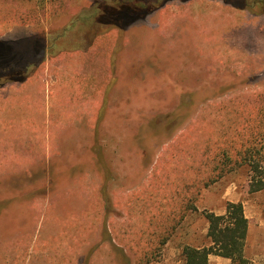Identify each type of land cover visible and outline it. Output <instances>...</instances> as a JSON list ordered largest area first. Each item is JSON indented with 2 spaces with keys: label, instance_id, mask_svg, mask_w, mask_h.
Returning <instances> with one entry per match:
<instances>
[{
  "label": "rangeland",
  "instance_id": "rangeland-1",
  "mask_svg": "<svg viewBox=\"0 0 264 264\" xmlns=\"http://www.w3.org/2000/svg\"><path fill=\"white\" fill-rule=\"evenodd\" d=\"M18 2L6 6L5 0H0L2 37H19L18 31L5 33L4 25L16 19L49 25L48 18L55 10L14 11L20 6ZM151 2L142 7L144 16L123 29L115 27L122 25V17L107 18L111 24L105 19L101 24L104 32L96 31L83 53L75 45L85 22L74 20L65 44H53L44 57L16 69V80L13 74L0 75V264H122V254L127 264H176L186 233L204 241L207 222L202 212L217 206L213 192L231 182L240 192L248 180L247 171L240 168L209 183L195 199V209L188 210L166 242L156 248L157 239L152 234L158 221L154 199H149L143 188L151 182L148 175L152 166L165 167L172 161L169 168L185 173L188 166H207L205 161L210 159L206 154H193L192 150L183 154L172 147L184 128L199 118L201 96L205 102H217L214 89L225 91L227 86L232 89L220 100H246V96L252 100L255 94H264V13L259 10L264 0ZM46 28L26 35L45 45L50 33L58 29ZM0 46L5 47L1 67L13 58V48L10 44ZM65 48L70 49L65 52ZM141 49L144 63L154 59L157 69L164 68L166 61L169 65L160 80L148 72L146 82H135L138 85L132 90L128 87L132 74L128 79V75H117V70L124 55V69L135 72L128 56ZM46 57L47 63H54V72L43 65ZM143 73L138 75L145 77ZM173 82L191 89L203 86L204 91H196L187 117L142 142V132H148L146 119L173 108V90L159 87H170ZM110 96L107 118L100 126V143L116 179L107 187L108 196L103 201L100 193L106 186L96 181L97 155L93 153L88 159L89 149L87 152L81 139H75L77 131L96 119L99 106ZM211 109L203 107V114ZM227 116L217 119L208 115L204 131L221 121L226 123ZM135 132L137 138L133 139ZM79 141L77 161L72 155L74 159L65 164L68 149L79 147ZM84 161L85 166H81ZM73 179L79 180L73 187H53L54 182L59 185ZM170 179L158 180L155 185L164 186ZM139 182L132 189V184ZM221 205L225 207V201ZM40 247L44 250L35 253Z\"/></svg>",
  "mask_w": 264,
  "mask_h": 264
},
{
  "label": "trees",
  "instance_id": "trees-1",
  "mask_svg": "<svg viewBox=\"0 0 264 264\" xmlns=\"http://www.w3.org/2000/svg\"><path fill=\"white\" fill-rule=\"evenodd\" d=\"M118 1L95 0L91 7L82 10L69 23L54 32L50 31L53 34L50 33V38L43 47L44 52L52 48L55 43L63 45L67 42V33L73 32L74 20L101 19L106 14L104 13L105 9L116 10ZM132 1L135 0H124L125 3H131ZM161 1L163 0L157 2ZM138 3H141V5L146 4L142 1ZM128 15L132 16L133 14L128 12ZM127 18L129 17L127 16ZM76 42L79 43L77 38ZM2 44H4L3 41H0V45ZM16 44L18 46L11 44L13 48L12 55L15 59L12 58L2 64L0 75L19 69L25 64L29 66L36 62L35 59L39 58L38 52L41 48L37 46V40L34 37L29 36ZM77 47L75 45V49ZM69 49L65 48L63 51ZM24 52L27 53L25 57ZM2 55H4L3 50L0 48V57H3ZM214 91L216 95L213 94V97L215 100H219L217 102H205L203 100V104L200 106L201 109L198 111L199 118L194 119L188 128H184L182 134L177 137L172 146L175 149H180L183 154H188L187 150H192L193 154L197 155L206 154L210 159L205 161L207 166H188L185 173L169 168L168 166H172V161H168V166H152L150 169L148 176L151 182L143 188V191L148 198L153 197L154 199L152 201L158 221L152 234L157 239L156 248L166 242L172 229L182 220L185 213L188 210L195 209V199L203 188L209 183L217 181L223 175L245 168L248 173V180L242 185L241 193H252L264 189V101L257 102L258 98L264 100L263 92L255 94V98L252 100L251 96H246L247 101L244 99L236 100V97L224 101L220 98L226 94L227 90L215 89ZM196 94V90L180 87L173 89V97L174 100L176 99L173 108L162 114V120L153 121L152 119L149 121L147 134H152L154 137L161 128H172L181 118L187 117ZM205 106H212V109L204 115L203 107ZM208 115L217 117V119H221L226 115L229 116H227L226 123L221 121L217 123L219 124L217 126H210L208 132H206L204 127ZM147 134L143 136L147 138ZM93 149L98 151L97 146ZM96 155L97 162H99L102 155L100 153ZM171 158L169 157V160ZM96 167L102 172L101 174L105 180L109 181L112 178L113 175L108 166ZM169 177H171L170 181L168 180L169 183H164V186L155 185L156 181H163L169 179ZM161 203H163L162 206ZM156 207L160 210L157 211ZM202 213L208 224L206 236L210 243L208 246L199 248L189 245L183 246L179 255L182 264H207L209 254L229 258L231 264H253L244 251L248 220L244 216L241 201H226L223 214H215L206 210H203ZM104 227L103 225V231L106 233ZM119 258L122 264H127L128 259L124 254Z\"/></svg>",
  "mask_w": 264,
  "mask_h": 264
},
{
  "label": "crops",
  "instance_id": "crops-1",
  "mask_svg": "<svg viewBox=\"0 0 264 264\" xmlns=\"http://www.w3.org/2000/svg\"><path fill=\"white\" fill-rule=\"evenodd\" d=\"M15 1H19V0H5L6 6H8V2H15ZM95 0H20V3H16L17 5H20L16 10L14 11H25V10H45V11H54L51 16L48 18V23L49 25L47 26H41V24L36 23V24H32V23H25V22H21V20H17L12 23L11 25L9 23H7V25L5 26V33L7 35H10L12 33V31H18L19 32V37L17 39H10L8 38V36L5 35V37H2L3 33H0V41H3V43L5 45L7 44H15L16 43H20L22 42L23 39L28 38L30 35H26L29 32L32 33H40V31H43V28L47 27L45 30H48V28H61L62 26H64L65 24L69 23V21L76 17L77 13L82 11V10H86L88 9L94 2ZM20 8V9H19ZM47 23V24H48ZM26 35V36H25ZM32 36V35H31ZM18 46V45H17ZM82 46V42L80 43V47ZM1 48V46H0ZM5 48V47H4ZM4 48H1L2 50H5ZM80 52L83 53V51H87L88 48L85 47V49H77ZM69 50H66L65 52H68ZM4 54V52H3ZM125 54V53H124ZM128 54V53H127ZM8 56V52L6 54ZM130 56H128V59L131 58L132 65L130 66L132 69L136 68L135 72H130L129 70H125L124 69V63H125V58L124 55L121 59V62L119 64L118 70H117V75L120 76H126L128 75V79L130 78V74H132L131 77H133L134 79L132 81H130V83H128V87L131 86L132 90L134 89L133 85H138L140 81H142L143 83L146 82L147 80V75L148 72L152 73L151 68L152 66H154L153 61L149 64L144 63L143 57V50H139L137 53L133 52L131 54H129ZM4 57V55H2ZM6 56V58H7ZM132 56V57H131ZM3 57H0L3 59ZM4 58V60L6 59ZM46 58H44V64L43 65H48L49 67L46 68H51V71L54 72V63H47L46 62ZM11 60V59H8ZM167 58H164V61H166ZM165 66L164 68L169 65V63H167V61L165 62ZM121 68V69H120ZM144 72L143 75L145 77H140L138 75L139 72ZM52 75V73H51ZM123 78V77H122ZM137 82V83H135ZM141 83V84H143ZM167 88V87H166ZM137 89V88H136ZM114 91H117V89H115ZM111 98V96L107 99V103H105V105L102 103L99 106V111H98V115L96 116V119L93 118L92 123L87 126H84V129H80L81 131H77V135H76V139H81V143H83V147L84 149L88 152V149L90 151V157L88 159L91 158V155L100 153L102 155V158L98 161V159L96 158L95 160V164L96 166H108L110 169L111 174L113 175L112 178L108 181L105 180L102 176V172H100L98 170V168L96 166H94L95 171L98 172V178L96 179V181H100L102 182L106 188L105 191L103 193H100V197L101 200H105L108 196V192L107 187L111 186L112 184V180L116 179V176L114 174V171L112 169V167L109 165L108 160L105 157V152L103 150V146H101L100 143V139L102 138V135L100 133V126L102 125V123L105 122L106 118H107V112H108V104H109V99ZM91 116V115H90ZM92 117V116H91ZM94 117V116H93ZM155 116L152 117H148L146 119V126L148 125V122L151 121L152 119H154ZM71 119V118H70ZM72 119H75V117L73 116ZM136 122H139L138 120H140V118L136 119ZM60 136L63 135V133L61 131H59ZM80 134V135H79ZM145 134V132H142V136ZM79 135V136H78ZM104 136V135H103ZM141 136V140L142 138H144V140H146L147 138L142 137ZM89 137V140H88ZM133 139L137 138V132L134 133V135L132 136ZM88 141V142H87ZM86 143L88 145H86ZM85 145V146H84ZM82 146V145H81ZM97 146L98 147V151H94V147ZM75 148V146H74ZM69 148L68 151L70 154H68V159L67 162H65V164L70 163L71 160L77 161L76 157L80 156L81 152V147H80V141H79V147L77 148ZM80 149V151H78ZM71 151V152H70ZM74 155V158L73 156ZM86 161V160H85ZM85 161L84 163H82L81 166H85ZM77 166V164H76ZM80 166V165H79ZM44 172V171H43ZM80 178V177H77ZM113 180V181H114ZM54 181V180H53ZM77 183H79V180L76 181ZM76 182L73 179V182H69V180H67L66 182L56 185L55 182L53 184V187H57V188H62V187H73V184H76ZM140 182L137 183H133L132 184V189L139 186ZM55 190V189H53ZM37 191V190H36ZM44 191V186L42 189V193ZM35 192V191H34ZM37 193V192H36ZM105 195V197H104ZM264 197V189L259 190V191H255L252 193H241L237 191L236 186L234 183H229L224 189H220L217 192H213L212 194V198H213V202L215 204H217V206L213 207L212 211H214L215 214H223L225 211V207L221 205L222 202H237V201H241L242 203V207H243V213L244 216L247 218L248 220V230H247V237H246V241H245V247H244V251H245V255L250 259V261L253 264H264V202L262 201V198ZM206 231L202 232L204 233L203 237H204V241L199 242V236L198 239L197 237H195L194 239L191 238V236L187 235L188 233L185 234V245H189L192 247H202V246H208L210 241L208 239V237L206 236L207 233V227L208 224H206ZM201 237V235H200ZM184 244V243H183ZM184 245V246H185ZM44 248H37L35 253H39L41 251H43ZM177 250V249H176ZM29 255L27 256L28 259ZM181 260H178L176 264H181ZM207 264H231V260L229 258L226 257H222L219 255H215V254H209L208 255V259H207Z\"/></svg>",
  "mask_w": 264,
  "mask_h": 264
},
{
  "label": "flooded vegetation",
  "instance_id": "flooded-vegetation-1",
  "mask_svg": "<svg viewBox=\"0 0 264 264\" xmlns=\"http://www.w3.org/2000/svg\"><path fill=\"white\" fill-rule=\"evenodd\" d=\"M135 1H132L131 3H128V2L125 3L124 0H119L118 3H117V6H116V10L115 9H110V10L108 9L109 11L107 9L104 10L105 11L104 13H106V14H104V17L103 18L98 19V20H94V19H90V18L84 19L83 22H85L84 23L85 26H82L81 25L83 27V30H82V28H79L81 30L80 31L81 34L78 35L79 37L77 39L79 40V43L77 44L78 47L76 49H85V47L88 48L90 46V44H91V40L94 37V35L96 33L100 32V31L101 32H104V25L101 26V24L105 23L108 20L107 18L113 16L112 18L116 20L119 17H122L123 18L122 25L115 24V27L122 28L123 29V26L125 27L127 24L131 23L133 20H136L137 18H140L141 16H144L143 15L144 13L142 11V7H144L145 5L144 4L141 5L138 2H141L142 1L144 3H148V2L153 3L151 1L157 2L158 0H137L136 2ZM120 9H122V11H124V14H122V16H120ZM260 11H262L264 13V3L261 6ZM128 12H132L133 15L132 16L131 15L129 16L128 15ZM127 16L129 18H127ZM126 18H127V20L125 21ZM105 19H106V21H105ZM88 22H90V23H88ZM107 23L111 24L110 23V20L107 21ZM100 26H101V28L98 31L97 28L100 27ZM85 27L87 28V31H85ZM40 42L41 41L39 39H37V46L41 48L40 51L38 52V57H44V54H45L44 49H43L44 45L42 43L39 45ZM81 42L83 44H85L84 48L83 47H80V43ZM152 61L154 62V59ZM37 63H38V61H37ZM151 71L153 73V76H155L154 80H160V79H158V77L161 78L162 76H165V74H167L165 72L166 71L165 68L157 69V68H155V65L152 66ZM8 73L14 75V77H13L14 80L17 79V74H15V73H18V71L11 70ZM161 82H162V80H161ZM156 83H159V82H156ZM155 85H157V84H155ZM168 86H169V84H161V85L159 84V87H162V88H166L167 87V88H171L172 90L173 89H177V87H180L182 89H191V88H187L186 86H182L178 82H176V83L173 82V83H171L170 87H168ZM216 88L218 89V87H216ZM198 89L200 91H204L203 90V86L198 87L197 89H191V90L199 91ZM224 89L225 90H231L232 87L227 86ZM195 97H196V95H195ZM203 100H204V98H203V96H201L199 106L197 105L198 107H200L203 104ZM175 102H176V99H175ZM105 103H107V100L103 104L105 105ZM162 114H164V113H162ZM162 114H159L156 118L153 119V121H156V120L157 121H160V120H162V118H161ZM142 137H144V136H142ZM147 137H148L149 140H152L153 139V135L152 134H147ZM142 142H144V138H142Z\"/></svg>",
  "mask_w": 264,
  "mask_h": 264
}]
</instances>
